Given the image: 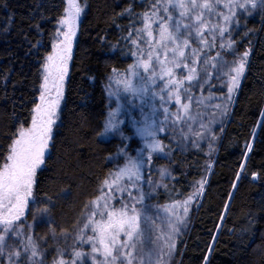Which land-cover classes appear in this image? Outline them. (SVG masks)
Masks as SVG:
<instances>
[{
    "label": "trees",
    "instance_id": "16d2710c",
    "mask_svg": "<svg viewBox=\"0 0 264 264\" xmlns=\"http://www.w3.org/2000/svg\"><path fill=\"white\" fill-rule=\"evenodd\" d=\"M80 1L85 10L78 21L59 122L45 163L37 171L34 198L17 222L37 243L42 252L37 259L42 258L44 264H52L58 249L66 260L71 259L74 248L90 252L89 244L79 245L75 240L91 210L89 202L102 194L103 181H111L112 174L125 165V152L135 157L145 147L135 128L148 119L146 102L151 99L154 105L157 101L152 98L151 85L143 98L133 97L123 83H116L118 78L112 72L124 73L135 63L130 54L135 48L126 37L132 33V39L137 38L135 29L143 27L139 14L150 11L152 0ZM66 4L67 0H0V164L17 129L31 121L41 67ZM237 9L239 26H229L232 34L225 35L235 42V54L248 48L251 52L228 116L212 127L207 140L197 142L185 140L182 124L174 123L176 107H164L162 111L167 108L173 118L166 132L157 133L165 151L153 153L151 162L141 169V181L127 185V191L116 193V199L110 201L119 208L121 200L131 204L132 197L138 199L141 191L146 193L144 203L136 204L143 213L142 227L144 216H152V210L185 200L200 179L206 182L201 195L189 205L184 225L180 223L169 264H205V257L208 264H264V10L259 6L251 9L250 5L248 12ZM179 12L178 8L170 9L173 23L180 19ZM181 22L189 21L185 18ZM214 23L223 25V20ZM217 46L212 53L229 58V51ZM128 78L136 86L141 83L130 73ZM213 81L208 90L190 88L191 82L186 81V95L204 98L208 92L222 94ZM118 104L117 119L123 121L120 127L129 140H123L118 132L101 135L107 113ZM246 144L252 146L250 151ZM162 169L167 172L163 178ZM103 192L109 190L105 187ZM20 239L23 237L9 234L8 244L20 247ZM83 259L91 264L89 256ZM0 264H7L6 257Z\"/></svg>",
    "mask_w": 264,
    "mask_h": 264
},
{
    "label": "snow or ice",
    "instance_id": "6c2138e0",
    "mask_svg": "<svg viewBox=\"0 0 264 264\" xmlns=\"http://www.w3.org/2000/svg\"><path fill=\"white\" fill-rule=\"evenodd\" d=\"M249 5L251 9L259 6L264 10V0H244L243 3L240 0H203L202 3L198 0H152L150 11L139 14L142 16L143 27L135 29L137 38L132 39V33L126 37L135 48V51L130 49L131 56L136 58L135 63L124 73L112 69L114 77L118 78L116 83H123L125 91L130 92L133 97L143 98L149 92L150 84L155 85L157 79L164 81V88L161 91L168 89V98L174 97L178 113L181 110L183 112V115L175 114L174 123L187 125L188 121L194 118L190 115L191 97L188 96L189 103L181 102V91L185 93L189 91L184 88L185 82H191L196 77L197 68L194 65L199 63L201 54L207 57L203 49L216 47L218 37L223 40L225 34L231 36L229 26H239L235 10L239 8L248 12ZM220 7L226 9L227 13L217 11ZM177 8L180 10V19H175L173 23L174 17L170 14V9ZM82 11L83 8L77 0H67L63 14L57 20L58 27L54 34V42L51 44V51L47 53L42 65L43 83L40 85L39 102L31 109V124L29 127L21 124L17 129L8 145L4 162L0 164V260L6 257L7 264H22V259L23 264H44L42 258L37 259L42 257L37 243L32 236L25 235V230L20 228L17 222L28 208L37 183V171L45 163V153L52 140L54 117L63 96V84L68 72V62L71 59L72 43L77 34ZM126 11L130 12L131 9ZM206 14L208 17L215 15L218 20L222 18L223 25L211 23L206 18ZM185 18L188 23L181 22ZM154 25L157 26L156 29ZM154 31L157 35H154ZM193 35L201 47L191 48ZM234 43L228 40L226 45L221 44L220 47L233 49ZM141 44L144 47H141ZM189 48L191 51L186 52ZM248 56L249 51L245 50L238 61L232 62L235 66L225 73L228 103H231L230 94L239 87L240 78L245 73ZM217 57H220L219 52L216 57L205 58L201 70L207 74L210 60H216ZM186 61H190L193 66L190 67ZM220 63L223 65L226 62L221 60ZM211 66L217 68V64ZM141 69L148 75L142 74ZM177 69H187L189 74L177 78L175 71ZM129 73L139 79L141 82L139 86L134 85L128 78ZM111 95L112 92H109V96ZM160 98L161 101L164 100L163 96ZM216 107L220 109L221 115L227 113L228 104L222 108L220 105ZM119 110L118 104L115 110L107 113L104 132L101 135L118 132L123 140H129L130 138L124 136L120 127L123 121L117 119ZM164 111L169 112L167 108ZM261 115L264 116V113ZM261 126L264 127V121H261ZM201 128H204V125H201ZM159 131L164 129L156 126L155 121L149 122L147 118L142 125L135 128L136 134L143 138L145 147L139 149L135 157L127 156L125 152V165L112 174L111 181L108 179L103 181L102 194L89 202L91 210L84 216L86 222L79 229L75 240L79 245L89 244L90 252L85 253L74 248L70 254L71 259L66 260L65 253L58 249V257L54 258L52 264H85L83 259L85 256L91 258V264H169L176 251V237L180 233L177 225L184 222L189 213V205L194 198L201 195L206 182L199 181L198 187L185 200L176 201L165 207L164 211L169 215L166 232L160 231L155 222L147 216H144V221L149 227L147 229L141 227L143 213L137 209L136 204L144 203L147 194L143 191L140 192L138 199L132 197L131 204L121 200V206L116 208L110 203L116 199V193L127 191V185L135 186L141 181V169L146 162H151L153 153L165 151V146L157 138ZM189 131H191L190 127ZM211 131L209 127L204 132H196L195 135L203 138L205 133ZM246 147L250 151L252 146L246 144ZM145 149L147 161L144 159ZM244 167L245 165L242 164L241 168ZM166 174V170L162 169L161 177ZM256 175L253 173L254 177ZM239 176L240 173H237V178ZM105 187L109 190L108 193L103 192ZM233 187L235 188L236 185L234 184ZM128 195L131 197V192H128ZM89 204L85 205L86 209L89 208ZM88 231L92 234L87 235ZM157 231L159 234L153 238L151 233ZM9 234L17 238L23 237L20 239V247L8 244ZM205 264H208L207 257Z\"/></svg>",
    "mask_w": 264,
    "mask_h": 264
},
{
    "label": "rangeland",
    "instance_id": "374dc122",
    "mask_svg": "<svg viewBox=\"0 0 264 264\" xmlns=\"http://www.w3.org/2000/svg\"><path fill=\"white\" fill-rule=\"evenodd\" d=\"M199 1L200 0H198V2ZM241 1L242 0H240V2ZM77 2L83 8V11L81 13V15H82L84 10H85V3L80 1V0H77ZM236 10H238V9H236ZM219 11H223V10L220 8ZM206 18L209 19L211 21V23H214L215 21L216 22L219 21L215 15H212V16L208 17L207 14H206ZM57 27H58V24H56V28ZM182 31H183V29H182ZM228 40L229 39L227 38L226 35H225L223 40H221L218 37V39L216 40V41H218V44H216V46L217 45H221V44H225L226 45ZM74 41H75V39L73 40L72 48H73V45H74ZM53 42H54V38H53ZM197 47H201V45H199L197 43L195 35H193V37L191 39V48H197ZM191 48L186 49V52H190ZM218 48L219 47L217 46V47H213L212 49H208V48H204L203 49V52L207 53V57H204V55L202 53L199 63L194 65L197 68V74H196V77L194 78V80L191 81V83L189 84V87L193 88V89H197V90H202L203 88L208 90L207 86H210V84H212V80H214L213 81V82H215L214 86H216V87L220 86L221 90H222V94L218 93L217 96H213L210 92H208L204 98L203 97L200 98L197 95L190 96L191 97L190 115L194 119H192L191 121H188L187 125L179 123V124H182V126H183L182 133H183V135L185 137V140L192 139L193 141H197V142L198 141H202V140H207L211 136L212 131L210 133H205L203 138H200V137L196 136L195 133L196 132H204L205 129L209 128V127L212 129V127L217 125L219 122L222 121V119H224V118H226L228 116V112H229V108H230L231 103H228V101L226 100V96H228L229 94L227 92V84H226L227 76L225 75V73H228L229 70L232 67L235 66V64H233L232 62L233 61H238L240 55L244 51L241 52V53L235 54L233 49H229L226 46L223 47V49L227 50V52L229 51V53H228L229 58H227L225 55H223V54H221L219 52L220 53V57H217L216 60H210L209 66L207 68V74H206L204 71L201 70L204 67L203 61H204L205 58L216 57L217 53L213 54L212 50H217ZM220 48H222V47H220ZM246 50L249 51V56H250V52H251L250 48H248ZM249 56L247 58V61L249 59ZM221 60L226 62V63L221 65V63H220ZM69 63H70V60L68 62V67H69ZM186 63H189L190 67L193 66L190 61H186ZM212 64H217V68H213L211 66ZM246 66H247V63H246ZM175 71H176L177 78H179L181 76L184 77V76L188 75L187 74L188 73L187 69H182V70L181 69H177ZM66 76H65V80H66ZM42 77H43V68L41 67V79H40V84H39V94H40V85L43 83ZM241 79H242V77L240 78V81H241ZM65 80H64V84H63V96H62V98L60 100L59 108L57 109V114L54 117L55 123L53 124L52 134H53L58 122H59L60 109L62 107V103H63V99H64ZM164 83H165L164 81L157 79L155 85H151L150 84L153 87V93H155V95H153V93H152V98L156 97L157 101H156V103L154 105L152 104V100L151 99L146 102V106L148 108V112H147L148 113V119H149L148 121L149 122L155 121L156 126L162 127L164 129V131H159L158 133L166 132L165 130H167V126H168L169 120L173 119L171 117L172 115L170 113L167 114V113H165V111H162V109L164 107L170 106V105L173 104V106L176 107V111H177L176 114L183 115L182 110L178 113V106L175 103V98L174 97L172 99L168 98V95H167L168 89H164L163 91H161V89L164 88ZM237 90H238V88L236 90H234L233 93L230 94L231 95V102L234 99ZM39 94H38L36 103L39 102ZM161 96L164 97L163 101H161V98H160ZM181 102L182 103H189L188 95H186L185 92H181ZM225 104H228L227 113L225 115H221L220 109H218L216 106L220 105L221 108H222ZM153 109H155V111H153ZM169 117H171V118H169ZM30 124H31V121H30L29 125L26 126V127H29ZM201 125H204V128H201ZM189 127H190L191 131H189ZM48 151H49V148L47 149V151L45 153V156L47 155ZM144 159L145 160L147 159V154L144 155ZM207 163L208 164L210 163L209 160H208ZM211 164H212V161H211V163L209 165H211ZM160 175H161V173H160ZM201 180L202 179H200L199 181H201ZM198 182L195 184V189H196V187H198ZM33 198H34V196L32 198H30L29 203L33 200ZM164 209H165V207H158L155 210H152V216L151 215H147V217H149L152 221L155 222V224L158 226V229L160 231H165L166 232L169 215H168V213H166L164 211ZM182 224L184 225V223H181V226H182ZM177 226L180 229V224H178ZM148 227H149V225L146 224L145 221L143 220L142 221V228L147 229ZM158 234H159V231L151 233L153 238H155V236L158 235Z\"/></svg>",
    "mask_w": 264,
    "mask_h": 264
},
{
    "label": "water",
    "instance_id": "95a60500",
    "mask_svg": "<svg viewBox=\"0 0 264 264\" xmlns=\"http://www.w3.org/2000/svg\"><path fill=\"white\" fill-rule=\"evenodd\" d=\"M74 39H75V38H74ZM74 39H73V40H74Z\"/></svg>",
    "mask_w": 264,
    "mask_h": 264
}]
</instances>
